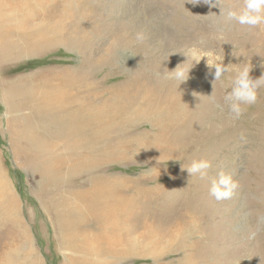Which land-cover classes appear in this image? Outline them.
Here are the masks:
<instances>
[{
    "label": "rangeland",
    "instance_id": "rangeland-1",
    "mask_svg": "<svg viewBox=\"0 0 264 264\" xmlns=\"http://www.w3.org/2000/svg\"><path fill=\"white\" fill-rule=\"evenodd\" d=\"M70 2L67 11L64 6L59 8L63 18L60 22L63 27L69 28L73 37H80L77 45L67 43L65 38L64 45L32 57L31 61L0 64V174L4 176L13 197L9 205H4L0 200V264H79L78 259L83 255L78 245L76 250L79 253L73 255V263L71 251L66 249L69 245L63 243L62 230L56 219L53 222L50 219V213L60 210V205L53 195L47 196L44 186L48 184L47 189L54 190L61 188L64 182H57L52 188L50 179L40 178L37 169L38 160L48 159L57 148H33L32 154H36H33L36 157L34 167L26 165L22 158L23 163L20 162L13 145V135L16 133L8 129H11L15 118L21 117L19 113L28 114V111L26 108H23V112L7 108L6 87L2 84L6 79L44 71L57 76L65 74L66 69L67 73H75L76 70L87 72L92 67L86 65V58L91 60L89 54L96 56L102 53L117 37L123 38L124 44L114 52L113 69L117 70L112 80L106 82L107 88L125 83L126 76L137 70H147L157 81L166 80L172 87H182L181 92L187 99L188 109L173 124L167 134L169 140L163 141V148H156L152 146L153 143L147 147L148 156L158 154L157 160L161 159V163L136 161L114 168L115 172L134 182L140 178V189L147 193L146 197L141 193L136 199L139 207L137 213L140 215L143 212L140 215L142 220L154 217L160 227H166L168 223L183 219L180 218L182 212H194L199 227L197 225L193 235L189 230L191 235L186 233V249L177 247L164 254L161 263L186 264L184 261L189 257L197 264H264V87L258 92L257 102L247 107L242 118L229 120V114L223 117L219 115L223 107H227L222 94L229 91L231 78L235 75L234 71L229 72L226 74L229 77L224 75L218 81L221 87L217 83V92L221 97H216V108L206 110L207 104L214 102L211 97L205 98L206 92H211L214 77L209 73L208 58L204 57L211 54L214 59L223 61L225 65L230 64L234 69L247 65L252 68L251 77L260 78L264 75V25L249 28L231 24L221 39L217 36L219 18L209 16L212 13L220 15V9L210 7L203 0L199 3H194L195 0ZM221 3L239 11L243 0H221ZM8 12L21 20L26 15L23 7H9L4 13ZM34 12L31 25H37L43 19L39 9L36 8ZM48 19L56 25V18L51 14ZM138 36L142 39H138ZM193 52L201 59L199 62L193 58ZM178 66L191 68L188 79L182 83L158 75L159 72L161 75L166 72L171 76ZM103 71L100 70L101 76L105 73ZM223 80L229 86H224ZM49 81L52 83L54 79ZM148 129L146 124L138 128L141 131ZM19 150L21 152V148ZM58 152L55 155L61 154V151ZM202 159L211 164L207 174L190 177L186 168L193 161ZM151 170L160 173L152 174ZM221 172L231 174L238 187L231 199L217 201L210 194V188ZM147 188H150L149 192L145 191ZM63 190L59 192L58 199L66 195ZM205 212L209 213L206 215ZM145 213L150 215L146 216ZM134 215L138 218L137 214ZM133 262L151 264V260L137 259Z\"/></svg>",
    "mask_w": 264,
    "mask_h": 264
},
{
    "label": "bare ground",
    "instance_id": "bare-ground-1",
    "mask_svg": "<svg viewBox=\"0 0 264 264\" xmlns=\"http://www.w3.org/2000/svg\"><path fill=\"white\" fill-rule=\"evenodd\" d=\"M70 4V0H0V64L14 65L29 61L55 46L64 45L65 38L67 43L77 45L80 37H73L69 28L63 27L60 22L63 18L59 8L64 6L67 11ZM9 7H23L26 11L24 19L9 12L5 14ZM36 8L43 19L37 25H31ZM50 14L56 18V25L49 22L52 19H48ZM122 39H113L96 56L89 54L91 60L87 57L86 65L92 67L87 72L76 70L75 73H67L66 69L65 74L57 76L44 71L15 76L2 84L6 87L7 108L11 107L16 112L28 111V114L19 113L21 117L15 118L11 129H8L16 133V136L13 135V145L20 162L34 167L36 154H32L33 148H57L48 159L38 160L37 169L40 178L50 179L52 188L57 182H64L61 188L54 190H48L47 184L44 187L48 191L44 192L47 196L53 195L60 205V210L50 213V219L52 222L56 219L62 230L63 243L69 245L66 249L71 251L73 263V255L79 253L76 250L79 245L83 253L78 259L79 264H134L133 261L137 259L163 264L164 254L177 247H186L188 230L192 235L197 231L198 222L193 210L182 212L180 218L183 219L168 223L166 227H160L150 214L145 213L149 217L142 220L140 215L143 212L140 215L137 213L139 207L136 199L141 193L146 197L147 193L140 189V178L134 182L115 172L114 168L136 161L149 160L153 164L161 161L157 160L158 154L148 156L147 147L153 143L152 146L163 148V141L169 140L167 134L173 124L188 109L182 87H172L166 80L157 81L147 70H137L126 76L125 83L112 89L106 87V82L112 80L117 70L113 69L114 52L124 44ZM100 70H104V76H101ZM50 79H54V82L51 83ZM217 83L221 87L220 82L212 80L211 92H206L205 98L214 99V102L207 104L206 110L214 107L221 97L217 92ZM223 85L229 86V83L223 80ZM225 94H222L223 97ZM225 114H229L228 105L219 113L222 117ZM145 124L148 130H138ZM58 151H61L59 156L55 155ZM150 173L160 172L151 170ZM62 189L66 195L58 199ZM8 190L9 186L0 174V200L4 205H9L13 198ZM184 262L197 264L189 257ZM166 264L170 263L167 261Z\"/></svg>",
    "mask_w": 264,
    "mask_h": 264
},
{
    "label": "clouds",
    "instance_id": "clouds-1",
    "mask_svg": "<svg viewBox=\"0 0 264 264\" xmlns=\"http://www.w3.org/2000/svg\"><path fill=\"white\" fill-rule=\"evenodd\" d=\"M200 0H195L194 3H199ZM205 4L210 7H218L220 15L215 13L210 14L218 17V38H223L231 24H239L255 28L264 25V0H243L242 8L237 11L232 6H223L221 0H203ZM138 39L142 37L138 36ZM207 66L209 73L214 76V82L220 81L222 77L234 71L235 75L231 78L230 90L224 95L223 100L227 103L229 109L230 120H239L246 112L248 106L254 105L258 100V92L261 87H264V75L260 78L253 79L250 75L252 68L245 65L243 67H236L235 69L230 65H225L223 61L214 59L211 54H206ZM193 58L198 62L201 60L193 52ZM214 69V72H213ZM191 68H180L179 66L172 71V75L168 76L165 72L163 75L158 73L161 77L174 79L180 83L186 81L189 77ZM161 163V161H160ZM211 164L207 160L193 161L191 165L186 168L190 177L199 174L201 177L207 174V170ZM238 185L231 174L221 172L218 179L212 182L210 194L217 200L231 199ZM253 234V238H254Z\"/></svg>",
    "mask_w": 264,
    "mask_h": 264
}]
</instances>
